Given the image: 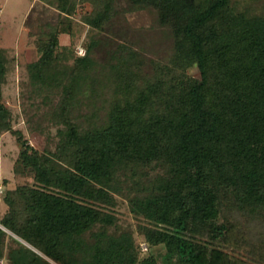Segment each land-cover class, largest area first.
I'll return each mask as SVG.
<instances>
[{
    "label": "trees",
    "instance_id": "1",
    "mask_svg": "<svg viewBox=\"0 0 264 264\" xmlns=\"http://www.w3.org/2000/svg\"><path fill=\"white\" fill-rule=\"evenodd\" d=\"M127 1L124 10L119 0H41L58 22L40 19L34 32L36 6L25 22L39 54L27 66L34 130L55 127V151L13 129L3 94L11 59L0 47V137L17 136L14 173L33 181L3 194L0 260L264 264V0ZM85 2L80 56L60 36L74 35ZM145 10L170 30L164 61L112 31ZM118 198L141 222L147 252L120 225Z\"/></svg>",
    "mask_w": 264,
    "mask_h": 264
},
{
    "label": "rangeland",
    "instance_id": "2",
    "mask_svg": "<svg viewBox=\"0 0 264 264\" xmlns=\"http://www.w3.org/2000/svg\"><path fill=\"white\" fill-rule=\"evenodd\" d=\"M242 3L248 0H240ZM121 7L126 10L128 8L127 0H119ZM36 6L34 14H32L31 25L34 26L33 31L36 32L39 22H58L59 13L53 8L44 6L41 0L36 4L31 0H0V47L7 49L11 63L7 81L3 86L4 104L13 113V129L21 131L29 144L39 151L48 148L52 151L56 149L57 129L55 127L47 128L46 132L40 133L34 130V124L37 123L38 117L35 118L36 110L31 106L32 102L27 98V84L29 81L27 66L39 59L36 46L37 37L31 34L25 22L32 10ZM92 4L85 2L77 6V12L73 16L74 35L62 34L60 43L62 46L75 48L78 54L80 47L85 48L90 33L89 26L82 22L83 15L91 12ZM2 16V17H1ZM121 20L116 23L112 29L116 32L122 31L129 39L137 41V48L145 52L144 55L151 61H164L171 54L172 38H170V30L159 25L157 15L154 11L126 12L122 15ZM33 32V33H34ZM79 55V54H78ZM193 76H198V69L194 68L190 71ZM34 123H31V119ZM47 125L45 124L44 127ZM21 146L15 136L11 132L4 133L0 137V218H2L8 210V206L4 203V192L7 190H15L18 186L33 183L25 177L16 176L15 164L19 158ZM117 213L120 225L123 228L131 229L140 243H145L143 237L138 234V225L141 223L131 212L128 201L118 198ZM11 234L10 232H8ZM13 235V234H11ZM17 238V237H16ZM165 248L163 246L156 247L153 250L155 255L163 254ZM246 256V251L242 252ZM234 255H238L234 254ZM239 254L238 256H241ZM247 259L244 257V260ZM0 263L6 264L4 259Z\"/></svg>",
    "mask_w": 264,
    "mask_h": 264
},
{
    "label": "built area",
    "instance_id": "3",
    "mask_svg": "<svg viewBox=\"0 0 264 264\" xmlns=\"http://www.w3.org/2000/svg\"><path fill=\"white\" fill-rule=\"evenodd\" d=\"M78 54L80 56H85L86 55V50L84 48L80 47L78 49ZM0 191L3 192L1 187H0ZM141 249H142L143 252H147L148 251V246L145 243H142L141 244ZM0 264H3V263H0Z\"/></svg>",
    "mask_w": 264,
    "mask_h": 264
},
{
    "label": "crops",
    "instance_id": "4",
    "mask_svg": "<svg viewBox=\"0 0 264 264\" xmlns=\"http://www.w3.org/2000/svg\"><path fill=\"white\" fill-rule=\"evenodd\" d=\"M31 1H33V3H35V4H36V2H37V1H39V0H31ZM1 17H2V16H1Z\"/></svg>",
    "mask_w": 264,
    "mask_h": 264
},
{
    "label": "water",
    "instance_id": "5",
    "mask_svg": "<svg viewBox=\"0 0 264 264\" xmlns=\"http://www.w3.org/2000/svg\"><path fill=\"white\" fill-rule=\"evenodd\" d=\"M19 239V238H18ZM20 240V239H19ZM22 241V240H21Z\"/></svg>",
    "mask_w": 264,
    "mask_h": 264
}]
</instances>
